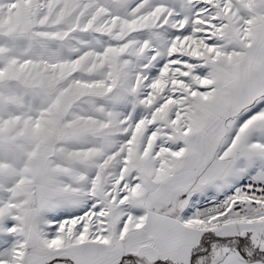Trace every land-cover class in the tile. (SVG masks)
I'll list each match as a JSON object with an SVG mask.
<instances>
[{
  "label": "snow or ice",
  "instance_id": "snow-or-ice-1",
  "mask_svg": "<svg viewBox=\"0 0 264 264\" xmlns=\"http://www.w3.org/2000/svg\"><path fill=\"white\" fill-rule=\"evenodd\" d=\"M0 264H264V0H0Z\"/></svg>",
  "mask_w": 264,
  "mask_h": 264
}]
</instances>
